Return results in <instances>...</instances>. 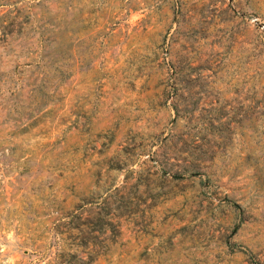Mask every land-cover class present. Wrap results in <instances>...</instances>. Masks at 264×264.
Masks as SVG:
<instances>
[{
  "label": "rangeland",
  "instance_id": "1",
  "mask_svg": "<svg viewBox=\"0 0 264 264\" xmlns=\"http://www.w3.org/2000/svg\"><path fill=\"white\" fill-rule=\"evenodd\" d=\"M0 264H264V0H0Z\"/></svg>",
  "mask_w": 264,
  "mask_h": 264
}]
</instances>
